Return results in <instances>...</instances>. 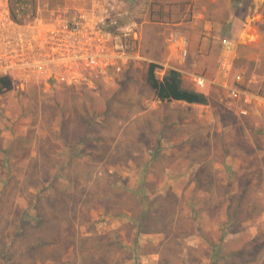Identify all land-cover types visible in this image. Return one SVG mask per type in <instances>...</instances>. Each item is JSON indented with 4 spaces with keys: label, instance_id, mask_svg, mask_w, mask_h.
I'll list each match as a JSON object with an SVG mask.
<instances>
[{
    "label": "rangeland",
    "instance_id": "374dc122",
    "mask_svg": "<svg viewBox=\"0 0 264 264\" xmlns=\"http://www.w3.org/2000/svg\"><path fill=\"white\" fill-rule=\"evenodd\" d=\"M172 1L165 28L158 0H122L113 29L142 31L124 73L14 81L0 95V264H264V107L240 115L220 85L264 95V58H247L242 35L246 21L261 23L264 0L188 12ZM227 7L234 18L210 29ZM175 30L199 41L186 63ZM225 37L235 41L228 81L217 74ZM151 62L160 76L180 69L209 105L157 99ZM194 75L219 82L198 88Z\"/></svg>",
    "mask_w": 264,
    "mask_h": 264
},
{
    "label": "built area",
    "instance_id": "2783aa9c",
    "mask_svg": "<svg viewBox=\"0 0 264 264\" xmlns=\"http://www.w3.org/2000/svg\"><path fill=\"white\" fill-rule=\"evenodd\" d=\"M37 1L33 21L20 23L12 17L11 0H0V77L18 82L34 78L76 82L87 75L117 76L140 58L138 29L112 27L122 0H91L84 6L71 4V0ZM170 41L180 51V61L186 63L188 38L175 30ZM222 45L233 49L235 41L225 37ZM229 69L230 60L223 56L217 74ZM192 79L198 88L219 82L217 76L194 75ZM220 85L240 115L264 107L263 94L228 82Z\"/></svg>",
    "mask_w": 264,
    "mask_h": 264
},
{
    "label": "trees",
    "instance_id": "16d2710c",
    "mask_svg": "<svg viewBox=\"0 0 264 264\" xmlns=\"http://www.w3.org/2000/svg\"><path fill=\"white\" fill-rule=\"evenodd\" d=\"M37 0H11L12 17L20 22H27L28 17H35ZM161 66L156 62L149 63L146 75L147 85L154 91L155 96L162 102L182 101L188 104L209 105L208 95L194 87L185 85L182 72L176 68L165 71L160 76ZM14 88L10 77H0V95Z\"/></svg>",
    "mask_w": 264,
    "mask_h": 264
},
{
    "label": "crops",
    "instance_id": "0c3cea01",
    "mask_svg": "<svg viewBox=\"0 0 264 264\" xmlns=\"http://www.w3.org/2000/svg\"><path fill=\"white\" fill-rule=\"evenodd\" d=\"M203 1H205V0H186L182 4L185 3L187 5V9L186 10L188 12V10L191 9V5L195 4V6H198ZM206 1H207L208 4H220V2H221V0H206ZM158 2H159L158 6H160V8H161L159 13L163 17V19L160 20L161 21L160 24H161V26L162 25L165 26V28H169V26L172 25V22H171V19H170V9H171V5L173 4V1L172 0H158ZM178 2H181V1L179 0ZM224 2H225L226 5H231L232 4L231 0H224ZM163 7H164V9H163ZM227 8H228V11H227L228 13H226L225 17H220L219 15H217V13L221 12L220 8L214 10L215 14H212V15H213L214 18L216 16H218L217 18H215L216 22H218V23L210 22V26H212V27H210V29H212L213 27H214V29H218L220 27L221 23H224L225 21L228 22L229 20L234 18L233 14L230 12V7H227ZM195 11L196 12H195L194 15L197 16V19L194 20V22H197L200 17L205 16V14H206V12H203L204 10L202 11V10L199 9V10H195ZM184 13H185V10L182 8L181 12H179V15L177 17V22L176 23L181 28H184V25L186 24L185 23V19H184L185 18V14ZM174 15H175V13H173V17H174ZM260 22L261 23H259V24H256V22H255L253 25L250 22V25H249V21H246L244 23L245 25H244V30H243V33H242V35L244 36L243 38L251 40L250 42H248V44H246V43L244 44V45H246L245 47H246L247 50H249L248 52L250 53V54H248L247 58H249L250 60H254V61L258 62V63H260L259 62L260 59L262 60L264 58V46L260 50H257V52L254 51V49H255V46H259V44L261 45L262 41H263V32L260 31L259 26H261V24H264V16H262ZM140 32L139 33L142 34V31H140ZM252 32H254V33H252ZM206 34L209 35V34H211V32H207ZM205 39H207V38H205ZM169 40H170V38H169ZM169 42H171V41H169ZM239 42H241V39L239 40ZM198 43H199V41L197 42L196 45L193 42L191 43V45L189 43V47H190L191 52L194 50V48L198 47ZM205 45L206 44L204 42L202 44V46H205ZM222 49H223V51H222L221 59H222L223 56H226L231 61L233 56H234V54H235V50H231V49L225 48L223 45H222ZM173 68H176V67H173ZM178 70H180V69H178ZM230 72H231L230 70L229 71L227 70V72H225L223 74H220L219 75L220 79L223 80V81L224 80L228 81V78H230V76H231ZM234 79H239V75L233 77V80ZM255 111H257V110H255Z\"/></svg>",
    "mask_w": 264,
    "mask_h": 264
}]
</instances>
